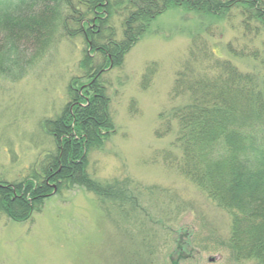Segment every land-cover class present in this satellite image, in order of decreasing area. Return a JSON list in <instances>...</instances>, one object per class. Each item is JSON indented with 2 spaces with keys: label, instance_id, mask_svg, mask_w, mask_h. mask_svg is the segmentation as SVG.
Instances as JSON below:
<instances>
[{
  "label": "rangeland",
  "instance_id": "rangeland-1",
  "mask_svg": "<svg viewBox=\"0 0 264 264\" xmlns=\"http://www.w3.org/2000/svg\"><path fill=\"white\" fill-rule=\"evenodd\" d=\"M121 22L111 20L119 38ZM253 25L258 32L245 34L239 10L213 19L173 8L158 17L123 65L101 78L114 131L88 158L90 178L103 186L119 183L129 202L74 187L50 196L26 222L0 215V264H259L236 260L230 214L177 169L176 122L172 133L156 135L165 130L160 115L184 104L173 100L172 89L195 37L242 73L261 74V61L227 51L231 44L264 60V27ZM22 43L31 58L36 42ZM87 51L82 38L57 36L25 78L0 77L1 182L22 180L54 150L41 124L62 114ZM151 67L156 72L144 89ZM169 153L175 165L165 161Z\"/></svg>",
  "mask_w": 264,
  "mask_h": 264
},
{
  "label": "trees",
  "instance_id": "trees-1",
  "mask_svg": "<svg viewBox=\"0 0 264 264\" xmlns=\"http://www.w3.org/2000/svg\"><path fill=\"white\" fill-rule=\"evenodd\" d=\"M173 8L213 19L239 10L245 34L258 32L253 24L264 27V0H0V77L25 78L57 36L82 38L88 48L79 65L82 76L68 86L67 106L41 124L54 150L22 180L0 181V215L28 221L52 195L53 185L56 194L80 187L129 202L119 183L103 186L87 171L90 152L114 131L101 78L111 64L120 68L151 24ZM113 18L122 19L120 38ZM32 39L38 48L26 59L22 42ZM227 51L261 61V74L242 73L195 37L172 89L173 100L184 104L170 116L160 115L165 130L156 135L172 133L176 122L177 169L230 214L236 260L264 264V60L258 51H237L231 44ZM155 72L154 67L147 70L144 89ZM164 159L173 163L170 153Z\"/></svg>",
  "mask_w": 264,
  "mask_h": 264
},
{
  "label": "water",
  "instance_id": "water-1",
  "mask_svg": "<svg viewBox=\"0 0 264 264\" xmlns=\"http://www.w3.org/2000/svg\"><path fill=\"white\" fill-rule=\"evenodd\" d=\"M112 67V66H111ZM53 189H54V193H56V187L55 186H53Z\"/></svg>",
  "mask_w": 264,
  "mask_h": 264
}]
</instances>
